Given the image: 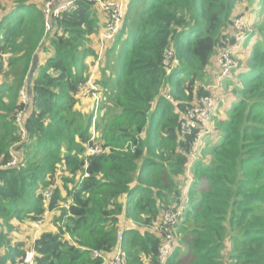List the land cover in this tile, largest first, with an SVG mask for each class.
I'll return each mask as SVG.
<instances>
[{
    "label": "trees",
    "instance_id": "trees-1",
    "mask_svg": "<svg viewBox=\"0 0 264 264\" xmlns=\"http://www.w3.org/2000/svg\"><path fill=\"white\" fill-rule=\"evenodd\" d=\"M8 1L0 2V165L22 152L16 168L0 169V264H20L28 251L36 264H104L117 250L123 264H162L166 234L165 264H264V0H130L97 80L104 152L94 155L93 114L79 110V88L88 58H98L88 42L105 28L100 5L110 0L77 1L48 32L44 6L55 0ZM250 14L259 17L249 55L221 86L227 117L211 121L221 142L194 163L185 200L199 131L183 132L182 120L202 99L220 107L217 58L237 46L235 22ZM120 44L118 73L108 75ZM169 51L179 67L167 75ZM58 183L46 205L44 192ZM173 207H184L183 218L164 226ZM56 211L30 250L10 238L20 231L13 220ZM132 221L139 228L125 231Z\"/></svg>",
    "mask_w": 264,
    "mask_h": 264
},
{
    "label": "built area",
    "instance_id": "built-area-1",
    "mask_svg": "<svg viewBox=\"0 0 264 264\" xmlns=\"http://www.w3.org/2000/svg\"><path fill=\"white\" fill-rule=\"evenodd\" d=\"M79 0H55L52 2H48L44 6V13L46 17V30L51 31L52 30V21L55 19L60 18L61 14L63 12L68 11L71 7L74 6V4ZM103 7L107 11L111 13V16L109 20L106 23V26L100 36L101 46L104 48V46L113 41L121 32V28L123 27L124 22V7L126 8V4L124 1V5L119 3H101ZM248 22L245 21V19H239L235 22V29L237 31V46L233 47L231 49H225L220 52L218 58H217V68H218V79L217 84L219 82H223L224 79L230 77L234 71L238 69V63L235 59V53L237 50L242 46V43L247 38V31H248ZM99 56V55H98ZM101 58V54L98 57ZM164 65L166 66L167 75H170L173 73L174 70H176L179 67V61L174 56L173 52H168L166 55V59L164 61ZM95 85L92 83V80L89 79L87 83L83 84L79 88V94L80 95H86L90 93L91 91H96ZM215 88H218L217 85ZM214 88V89H215ZM214 107V99L213 98H206L202 99L200 101V106L196 107L194 110L190 111L184 118L182 123V130L183 132L189 134L193 130L199 131L198 136L196 138V141L194 143L192 152L190 154L189 158V164L187 168V177H188V187L186 188L184 194L185 197H187V193L190 190L191 184L193 183V176L191 174V169L194 165V163L197 161L195 159V153L199 151L200 145L202 144V139L204 136L208 135L210 133V122L212 119V112ZM96 119L93 122V129H96L94 123ZM93 132V130H92ZM95 137L93 136V139ZM104 150L101 147L95 146V148L89 150L90 155L94 154H100L103 153ZM20 159V158H19ZM17 156L11 153V160L4 164L0 165V169L6 170V169H13L16 168L20 162ZM57 187L53 186L49 188L47 191L44 192L45 197V203L48 205V203L51 200V197L54 194V191ZM184 214V207L181 208H172L171 210L165 211L162 215V221L164 226H173L176 223L181 221ZM43 221H38L36 224V228L40 229ZM125 226V231L130 229H136V226L132 225ZM133 223V222H132ZM167 231V230H166ZM123 230L121 231L119 235V240L123 239ZM173 250V238L170 234H166V238L164 240V243L159 251V260L162 264H165L168 258L170 257ZM95 258H101L102 256L98 254L97 252L94 253ZM35 252L34 251H28L26 254V257L24 261L20 264H36L35 263ZM123 254L120 250L115 251L113 254V257L110 261H107L106 258H104L105 262L104 264H123L122 262ZM103 258V257H102Z\"/></svg>",
    "mask_w": 264,
    "mask_h": 264
},
{
    "label": "rangeland",
    "instance_id": "rangeland-1",
    "mask_svg": "<svg viewBox=\"0 0 264 264\" xmlns=\"http://www.w3.org/2000/svg\"><path fill=\"white\" fill-rule=\"evenodd\" d=\"M124 1H125V4H126V8L124 7V17L126 16V9H128V4H129V1L130 0H110L108 3H119V4H122L124 5ZM0 2H2L3 4H6V3H9L8 0H0ZM259 8H261L260 4H259ZM100 14L101 16H106L107 18H110L111 16V13L109 11H107L105 9V7H103L102 5H100ZM249 13V12H247ZM1 15V13H0ZM258 17H259V14H250L248 16H246L245 18H241V19H245V21H247L248 23V31L247 33H251L253 30H252V25L253 23L255 22V20L257 21L258 20ZM125 20L124 19V22H123V25L125 23ZM122 29V28H121ZM237 33V32H236ZM102 33H98V35H94L90 38V41L88 42V47L93 49L99 56L101 54V58H93V57H90L88 58L87 60V64L91 67L89 68V71H88V74L90 75L89 76V79L92 80V83L95 85V89L96 91H91L90 93L86 94V95H82L79 97L82 105L80 106L79 110L85 114L86 116L87 115H92L93 114V119L95 120L96 119V116L99 115V113L101 111H104L102 109V103L103 101H105V96H104V93H103V88L102 86H100L98 84V81H101V78L103 76V73H102V69H106V66H107V61L109 59L108 57V54L110 52V49L113 47L114 43L113 41L107 43L104 48H102L103 46H101V41H100V36H101ZM120 34V33H119ZM116 41V40H115ZM245 41L242 43V46L240 47V52L237 50V52L235 53V59L238 63V66H239V62L240 59L242 57H245V56H248L249 55V51L250 49L246 50L245 52ZM254 42H251L250 43V46L249 48L252 47ZM124 47V44H120L117 52H116V55H113L111 56V60H110V64H111V67L110 69L108 70V75H111V73H113L112 71H114V75H117L118 73V70H119V67H120V61H121V58H122V52H123V48ZM241 53V54H240ZM97 55V56H98ZM41 56L42 58L44 57V54L41 52ZM98 56V57H99ZM101 65V67H100ZM112 69V70H111ZM88 79V81H89ZM98 80V81H97ZM223 82H219L217 84V87L220 89V92H219V95L221 97H219L220 99H222V102L220 103V107L218 105V102H217V105L213 107V112H212V119L211 121H213V118L215 117H219L221 119H225L227 116L225 114V108H226V101H225V98H224V87H222V90H221V86H222ZM215 90V89H213ZM169 97V96H168ZM102 114V113H101ZM21 118V117H20ZM214 127V125H213ZM213 127L211 125V122H210V133L206 136L203 137L202 139V144L199 146L200 149L198 152L195 153V159L199 160V161H203V162H208V160H210V153H211V149L214 145V143H218V142H221V138L218 140L214 138L213 134L214 133V130H213ZM99 131L98 129H93V132H92V141L94 143H96L95 145L98 146V147H101V144L98 142V138H99ZM93 136L95 137L93 139ZM20 152V151H19ZM16 152L15 150H11V153L14 154L15 156L18 157L19 160H21V152ZM20 154V156H19ZM192 171V169H191ZM58 175L59 172H58ZM80 175V174H79ZM192 175V173L190 174ZM83 177L81 176H78L76 182L80 183L81 182V179ZM60 185V183L57 184V186L55 187H58ZM59 188V187H58ZM66 195L63 194V196ZM184 199L185 200H188V197L186 198L184 196ZM69 203H61L60 204V208L61 207H68ZM60 211V210H59ZM59 211H56V212H50V213H46L43 218H41L39 220L40 221H43L44 223L42 224L41 228L40 229H37L35 226L36 224L38 223V221H31V222H26V223H18L16 220H13L12 224L18 228V232L14 231L12 235H10V238L13 240V242L17 241H23L26 243V250L25 251H28L31 249L33 243L35 242V240L37 239V237H39L40 234H42L45 230H48V228L50 229H53V226H52V223H51V219L54 217V216H58L59 215ZM133 222V221H132ZM130 223V226H136V228H139V226L136 224V222H133V223ZM35 225V226H34ZM129 225V224H128ZM127 226V224H126ZM3 252V250H2Z\"/></svg>",
    "mask_w": 264,
    "mask_h": 264
},
{
    "label": "crops",
    "instance_id": "crops-1",
    "mask_svg": "<svg viewBox=\"0 0 264 264\" xmlns=\"http://www.w3.org/2000/svg\"><path fill=\"white\" fill-rule=\"evenodd\" d=\"M102 28H103V27H102ZM103 30H104V29H101L100 33H102V32H103ZM97 35H98V34H97ZM187 178H188V177H187Z\"/></svg>",
    "mask_w": 264,
    "mask_h": 264
},
{
    "label": "water",
    "instance_id": "water-1",
    "mask_svg": "<svg viewBox=\"0 0 264 264\" xmlns=\"http://www.w3.org/2000/svg\"><path fill=\"white\" fill-rule=\"evenodd\" d=\"M30 76H32V74Z\"/></svg>",
    "mask_w": 264,
    "mask_h": 264
}]
</instances>
